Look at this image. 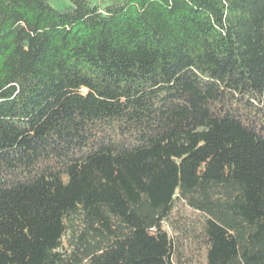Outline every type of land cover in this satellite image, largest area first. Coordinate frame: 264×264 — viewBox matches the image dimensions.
<instances>
[{"label":"trees","instance_id":"trees-1","mask_svg":"<svg viewBox=\"0 0 264 264\" xmlns=\"http://www.w3.org/2000/svg\"><path fill=\"white\" fill-rule=\"evenodd\" d=\"M66 1L0 0V264H264V0Z\"/></svg>","mask_w":264,"mask_h":264},{"label":"rangeland","instance_id":"rangeland-1","mask_svg":"<svg viewBox=\"0 0 264 264\" xmlns=\"http://www.w3.org/2000/svg\"><path fill=\"white\" fill-rule=\"evenodd\" d=\"M51 1H52V5L58 9H62L68 5V2L66 0H51ZM107 1L108 0H104L103 3H107ZM175 218L181 220L182 222H187V223L192 221V218H194L196 222H198L199 220L196 214H193L190 210H188L182 205H179ZM181 256H182L181 259L184 264H206L204 255L200 251L183 249L181 251Z\"/></svg>","mask_w":264,"mask_h":264}]
</instances>
